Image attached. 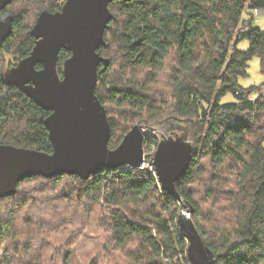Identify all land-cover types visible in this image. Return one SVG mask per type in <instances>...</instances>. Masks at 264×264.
I'll return each instance as SVG.
<instances>
[{
	"label": "trees",
	"instance_id": "16d2710c",
	"mask_svg": "<svg viewBox=\"0 0 264 264\" xmlns=\"http://www.w3.org/2000/svg\"><path fill=\"white\" fill-rule=\"evenodd\" d=\"M60 6H10L13 30L0 49V145L53 153L44 124L50 112L1 73L7 56L30 54L40 12ZM109 8L114 18L100 50L109 65L96 95L112 127L110 148L136 124L185 127L193 159L176 189L197 231L217 264H264V82L239 85L255 57L264 76V31L256 24L264 0H115ZM68 57L62 51L60 66ZM230 94L236 101L223 104ZM158 145L147 137L146 148ZM37 188L60 203L41 215L30 210ZM84 210L80 228H68ZM182 210L148 167L103 169L88 180L31 176L0 200V264H192Z\"/></svg>",
	"mask_w": 264,
	"mask_h": 264
},
{
	"label": "water",
	"instance_id": "95a60500",
	"mask_svg": "<svg viewBox=\"0 0 264 264\" xmlns=\"http://www.w3.org/2000/svg\"><path fill=\"white\" fill-rule=\"evenodd\" d=\"M115 0H67L61 12L42 13L32 31L36 45L30 56L3 76L5 83L21 89L37 105L51 112L44 124L53 153L0 145V200L14 196L19 184L31 176L54 178L63 174L88 180L103 169H144L148 137L134 126L120 145L110 148L112 127L108 112L96 95L99 68L109 60L99 54L106 46L105 33L114 16L109 5ZM11 0H0V8ZM12 30V17L0 21V48ZM72 53L58 73L59 53ZM42 66L41 70L36 67ZM181 135L160 141L150 169L162 189L183 206L179 226L189 242L192 264H217L192 219L193 208L177 192V182L188 171L193 147L188 130L176 125ZM90 264H96L95 259Z\"/></svg>",
	"mask_w": 264,
	"mask_h": 264
},
{
	"label": "rangeland",
	"instance_id": "374dc122",
	"mask_svg": "<svg viewBox=\"0 0 264 264\" xmlns=\"http://www.w3.org/2000/svg\"><path fill=\"white\" fill-rule=\"evenodd\" d=\"M256 24L264 31V14H257L256 16ZM246 45H242L241 49H246ZM12 56H7V59H11ZM108 59V56H104ZM264 82V76L261 73V67H260V60L259 58L255 57L251 62L249 63V68H248V76L247 77H241L239 79V85L243 88H249L252 86H259ZM236 101V98L234 95L230 94L226 96L223 99V104L227 103H234ZM139 125V124H136ZM135 125V126H136ZM141 126V125H139ZM143 131L145 134L151 136L152 138L156 139L159 143L160 141L164 139H175L176 136H180L181 133L177 132H171V128L169 126H161L157 125L154 122H151L148 126L147 125H142ZM132 129V128H131ZM157 151V147L152 146L151 148H146V142H145V159H146V166L150 168V165L153 162L155 153ZM41 187V186H39ZM33 196L36 198V201H33L29 204V209L33 210L35 209L39 215H41L43 212H46L45 210H50L51 208L54 209L56 204L60 203L59 201H50L46 200L44 195H41L40 188H37L32 192ZM40 198V199H39ZM183 209V206H182ZM183 211V210H182ZM78 211L75 212L71 216V224L68 228L74 227L73 230H78L80 226H78V223L83 224L84 217H86V211L82 213H77ZM85 214V215H84ZM181 214V213H180ZM39 217V216H38ZM180 217V216H179ZM73 219V220H72ZM71 225H73L71 227ZM82 229V228H81ZM97 232V230L95 229ZM75 232V231H73ZM88 236V234H87ZM133 246V244H132ZM90 264V263H89ZM104 264V263H103Z\"/></svg>",
	"mask_w": 264,
	"mask_h": 264
},
{
	"label": "flooded vegetation",
	"instance_id": "af4514ba",
	"mask_svg": "<svg viewBox=\"0 0 264 264\" xmlns=\"http://www.w3.org/2000/svg\"><path fill=\"white\" fill-rule=\"evenodd\" d=\"M58 1H59V4L61 5L59 10H56L55 12H51V11H49V10H43L42 12H40L39 16L36 18V20H35V22H34L32 28H31V36H32V31H33V29L35 28V26L37 25V22H38L40 16L42 15V13H44V12H48V13H51V14H56V13L62 11L64 5H65L66 2H67V0H58ZM13 3H14V0H11L10 3H8L7 5H5L3 8H0V21H1L2 18L6 17V16H11V17H12V30H13V22H14V18H13V15H12V13L10 12L9 9H10V6H11ZM109 9H110V8H109ZM12 30H11V33H12ZM11 33H10V35H11ZM10 35H9V36H10ZM32 37H33V36H32ZM8 38H9V37H8ZM8 38H7V39H8ZM7 39H6V40H7ZM33 39H34V45H33V48H32V50H31V52L33 51V49H34V47H35V45H36V42H37L36 38L33 37ZM6 40L3 42V44L6 42ZM3 44H2V46H3ZM1 48H2V47H1ZM1 48H0V49H1ZM100 50H101V49H100ZM100 50H99V54L101 55ZM62 51H66V52H68V53H69V57H68V58L62 63V65L60 66V55H61ZM31 52H30V54H31ZM30 54H29L28 56L24 57V58H21V57H19V56H15V57L12 56L10 60L7 59V63L5 64L4 69L2 70V73H1V76H2L3 81H4V78H3L4 74H5L6 72H8L9 70H11V69L17 67L18 64H19L22 60H24V59H26L27 57H29ZM71 56H72V53L69 52V51H67V50H65V49H62V50L60 51V53H59V61H58L57 69H58V73H59V75H60L61 78H63L62 73H63V69H64V64H65V62H66L68 59L71 58ZM101 56H102V55H101ZM103 67H104V65L102 64V65L100 66V68H99V71H101V70L103 69ZM36 68H37L38 70H41V69H42V66L38 65ZM100 69H101V70H100ZM4 82H5V81H4ZM6 85H7V84H6ZM16 88H17V87H16ZM50 113H51V112H50Z\"/></svg>",
	"mask_w": 264,
	"mask_h": 264
},
{
	"label": "bare ground",
	"instance_id": "6f19581e",
	"mask_svg": "<svg viewBox=\"0 0 264 264\" xmlns=\"http://www.w3.org/2000/svg\"><path fill=\"white\" fill-rule=\"evenodd\" d=\"M106 41V40H105ZM161 186V185H160ZM162 188V187H161ZM189 243V242H188ZM189 248V247H188ZM187 255H188V250H187Z\"/></svg>",
	"mask_w": 264,
	"mask_h": 264
}]
</instances>
